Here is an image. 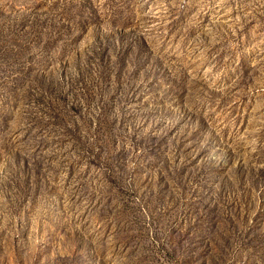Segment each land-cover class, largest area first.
Returning a JSON list of instances; mask_svg holds the SVG:
<instances>
[{
  "label": "rangeland",
  "instance_id": "1",
  "mask_svg": "<svg viewBox=\"0 0 264 264\" xmlns=\"http://www.w3.org/2000/svg\"><path fill=\"white\" fill-rule=\"evenodd\" d=\"M0 264H264V0H0Z\"/></svg>",
  "mask_w": 264,
  "mask_h": 264
}]
</instances>
